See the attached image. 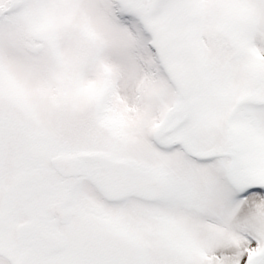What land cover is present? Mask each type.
Segmentation results:
<instances>
[{
    "label": "snow or ice",
    "instance_id": "6c2138e0",
    "mask_svg": "<svg viewBox=\"0 0 264 264\" xmlns=\"http://www.w3.org/2000/svg\"><path fill=\"white\" fill-rule=\"evenodd\" d=\"M0 264H264V0H0Z\"/></svg>",
    "mask_w": 264,
    "mask_h": 264
}]
</instances>
